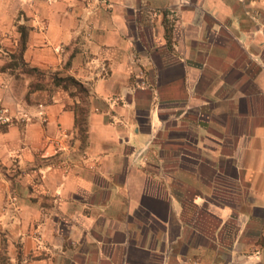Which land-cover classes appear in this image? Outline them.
I'll return each instance as SVG.
<instances>
[{"label":"crops","instance_id":"0c3cea01","mask_svg":"<svg viewBox=\"0 0 264 264\" xmlns=\"http://www.w3.org/2000/svg\"><path fill=\"white\" fill-rule=\"evenodd\" d=\"M60 4L24 58L89 90L85 135L66 89L3 92L12 261L264 264V0Z\"/></svg>","mask_w":264,"mask_h":264},{"label":"rangeland","instance_id":"374dc122","mask_svg":"<svg viewBox=\"0 0 264 264\" xmlns=\"http://www.w3.org/2000/svg\"><path fill=\"white\" fill-rule=\"evenodd\" d=\"M7 1L3 3L0 0V106L4 107L12 117L10 124H12L13 119L16 120V117L12 115L8 107L3 105L2 94L4 91L7 95L9 94V97H12L14 94L18 96L28 94V97H30L29 94L35 93L37 90L49 91L51 89L50 91L56 92L55 89L60 87L66 89L72 96H79L82 100L80 107L82 110H86V104L90 96L88 89L87 93L84 94L71 84H59L57 80H55L58 75L55 76L53 72L44 71V69L29 67L24 57L29 48L31 32L35 29L39 31L40 28V25H32V21L35 19L32 13L38 14L44 9L55 11L61 6L60 3L66 4L69 11H75L82 4H85L87 18L83 19L82 22L85 28L90 31L93 27L90 16L93 14L91 6L94 0H22L24 3H19L18 0ZM4 14L9 18L8 26L1 28V19ZM22 27L27 33L26 50L23 55L21 53V41L23 38ZM44 28L45 26L42 24L41 29ZM5 75L6 80H3ZM5 85L6 87L4 88ZM35 89L36 91L32 92ZM10 124L4 126L0 125V131ZM84 135L85 131L82 132V137ZM13 197V195L7 196V202H10ZM3 208L4 206L1 207V211ZM8 237L9 234L7 231L0 228V264H15L11 258V244L9 243Z\"/></svg>","mask_w":264,"mask_h":264},{"label":"trees","instance_id":"16d2710c","mask_svg":"<svg viewBox=\"0 0 264 264\" xmlns=\"http://www.w3.org/2000/svg\"><path fill=\"white\" fill-rule=\"evenodd\" d=\"M23 28V27H22ZM23 38L21 41V53L23 55L24 51L26 50V43H27V33L26 30L23 28ZM55 80H57V83H66V84H71L72 86H74L76 89H78L81 93L86 94L87 93V88L78 80H76L73 77H66V78H61V77H56ZM67 88V87H66ZM85 110L81 111V118L83 119V121L81 122V126H80V131L84 132L83 126L84 122H85Z\"/></svg>","mask_w":264,"mask_h":264},{"label":"built area","instance_id":"2783aa9c","mask_svg":"<svg viewBox=\"0 0 264 264\" xmlns=\"http://www.w3.org/2000/svg\"><path fill=\"white\" fill-rule=\"evenodd\" d=\"M12 121V117L9 115L8 111L0 106V125H8Z\"/></svg>","mask_w":264,"mask_h":264}]
</instances>
